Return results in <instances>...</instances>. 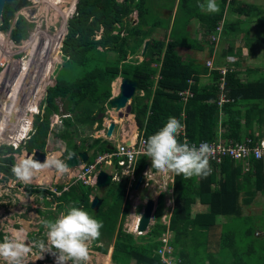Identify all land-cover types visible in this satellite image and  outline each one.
Returning a JSON list of instances; mask_svg holds the SVG:
<instances>
[{
    "label": "trees",
    "instance_id": "16d2710c",
    "mask_svg": "<svg viewBox=\"0 0 264 264\" xmlns=\"http://www.w3.org/2000/svg\"><path fill=\"white\" fill-rule=\"evenodd\" d=\"M229 1L231 2V0L219 1L220 11L218 13H207L194 9L201 0H180L179 13L171 29L173 39L165 42L162 39L151 38L144 59L139 62L138 59H133L134 61L128 59L129 62L127 60L128 54L137 52L136 49L144 44L145 39L151 37L154 27L160 24L167 27L168 25L163 23L166 20L153 11L149 0H124L125 5H121L116 0H78L77 17L76 20L74 18L70 22L69 34L67 35L69 42L67 41V47L64 48L70 57L56 70L55 83L47 89L44 114L35 118L36 131L27 141L25 148L28 151H33L35 147H42V141L49 131L50 116L53 112L58 111L59 105L56 104L57 100L55 101L57 98L65 101V110L68 112L75 111L80 107L84 116L81 119L82 122L93 125L96 121H102L96 115L104 114L106 106H110L112 82L122 75L137 80L139 83L138 90L143 91V94L139 92L133 97L131 113L135 114L139 129L146 139L161 129L169 117L180 118V112L183 108L187 113V130L190 138L192 140L214 139L219 111L216 103L220 93L218 82L213 83L210 87H200L199 75L205 73L207 68L195 59L182 58L174 52L173 48L178 44L200 47L199 41L186 37L187 33H185V23L193 16L199 18L200 24L203 25L207 33L215 29L222 19H224V33L239 29V19L234 22L226 20L228 11L238 14L247 13V17L254 19L260 17V24L264 25V15H261L260 6L248 7V5L237 4L238 1L233 0L232 2L236 6L231 5L229 8ZM170 2L171 0L165 4ZM16 4L15 1L5 3L4 23L2 25L5 30L9 29L10 21L15 17ZM133 11L138 12L137 23L128 26L126 28L128 34L121 37L120 33L114 32L117 28L116 23H122L123 17ZM180 12H183L185 23H183V19L181 20ZM128 24L130 23L128 22ZM29 27L30 25L26 24L24 17L18 15L11 32L12 39L19 41L22 37H26ZM101 27H103L102 37L94 39L92 37L94 31ZM60 41L57 48L61 43ZM113 53L116 56L112 58ZM55 60L54 57L51 64ZM153 61L158 63L157 66L152 65ZM130 63H135L131 75L128 74L126 68L127 64ZM51 64L50 68L52 69L53 65L51 66ZM62 66L77 69V77L72 80L66 79L68 77L60 71ZM228 68L229 70L225 75V90L228 97L233 101L226 102L222 106L228 115L227 119L223 121L227 128L225 137L241 139L243 133L253 135L255 120L264 114V76L255 80L249 77L245 80L241 77V70L233 69L231 66ZM247 72L250 73L249 70ZM155 75H158L157 79H155ZM213 75L216 81L219 80L220 70L219 73L214 71ZM189 80L193 82L189 83ZM186 88H190L194 94L184 103L179 97L178 91ZM212 100L214 102H211ZM245 105L249 106L246 110L243 109ZM108 144V141L99 137L94 139L93 146L99 147L97 149L99 152H104L110 150ZM79 147L71 141V148L67 153L80 151ZM13 150L11 145L0 147L1 172L11 173V166L15 159L9 154ZM16 150L20 151L21 147ZM89 160L92 162L93 159L90 158ZM143 163L144 160H140L137 173L142 169ZM255 163L253 181L249 179V172H244L241 165L232 158H226L220 167V171L211 172L206 178L184 179L183 175L176 177L175 207L170 224L174 232L175 245L181 243L182 238L187 242V236L193 246L202 243L208 244V241L215 236L217 220L221 215L233 217L236 220L235 224L223 223L222 230L227 234L228 239L230 236L233 240L238 239L243 207L251 204L258 192L264 194V161L263 159L255 160ZM241 176L246 178L247 185L242 186ZM118 185L121 189V195L125 189V183L120 182ZM59 188H62V185ZM76 188L72 187L68 193L61 197L65 199L71 195L72 199H77L73 207L78 208L83 205L86 209L90 208L88 193L91 187L82 186L80 193L74 190ZM33 192L43 195L45 189L40 188L38 191L27 189L28 194ZM112 194L110 192V195ZM196 196L200 202L209 205V211L192 216L191 204L195 202ZM106 203L107 199H104V204ZM115 205L110 206L109 212L104 211L103 206L97 211V215L102 216L101 221L104 227H107L110 232V239L114 234L113 224L115 222L112 223V220L118 216L111 208ZM161 209L162 201L160 200L156 210L157 222L146 235L158 237L165 231L166 227L159 222ZM139 237L143 236L136 237L133 233L124 231L120 227L116 234L114 252L112 253L114 261L120 264H129L131 258H136L135 264H163L156 253L160 242L150 240L151 243L146 244L144 240L139 242ZM98 250L106 253L108 249L99 247ZM194 252L198 257V252L196 250ZM262 261H264V257H262Z\"/></svg>",
    "mask_w": 264,
    "mask_h": 264
},
{
    "label": "rangeland",
    "instance_id": "374dc122",
    "mask_svg": "<svg viewBox=\"0 0 264 264\" xmlns=\"http://www.w3.org/2000/svg\"><path fill=\"white\" fill-rule=\"evenodd\" d=\"M77 1L78 0H30L25 5H21L20 9L16 10L15 17L12 18V20L10 21L9 29L14 25L15 20L18 15H22L26 21V24L28 23L30 27H29V30H27L28 31L27 36L24 38L22 37L23 39L21 38L19 41L13 40L14 43L11 41L8 42L9 35L7 33L10 30L8 29L7 31V29L6 30L3 29L2 25L4 21L0 24V50L2 49L0 51V77L3 76V74H7L3 83L0 82V121L3 118L4 113H5L4 108L7 104H9L10 99H11L9 98L8 93L11 90V86H13L12 81L14 77H16L18 71L20 70V66L21 65L23 66L22 63L25 62V60L27 61V59L30 60L31 57H32L31 65L37 66L36 67L37 70L36 68H33L32 70V74L36 72V74L34 75L35 78L32 79V77L30 76L31 79L29 81L30 77L27 76L26 78L23 79V83L26 81L29 82L24 85L25 89L28 88V92H25V89L24 90L22 89L21 92L26 93V95L24 94L21 95L19 99H22V101L24 100V102L29 101L28 102L29 106L27 107L28 111L33 112V110L38 109L37 106H39L38 111L39 112L41 111L40 105H37L33 99H43L45 103L47 89L49 86H52L55 83L56 70L59 69L60 66L64 64L65 61H67L70 57L66 53L64 48L67 47V41H68L67 35L69 34L70 22L74 18L76 20V17H77V3H78ZM150 1L155 2L157 4H161L162 1L164 0H150ZM232 1L233 0H231V2L229 1V5H228L229 8L231 7V5L233 7L236 6ZM248 1H252V2L262 1L263 4H260L262 5L261 15H264V0H248ZM15 2L18 3V2H21V0H15ZM116 2L120 3L121 5H125L124 0H116ZM165 2H169V0H166ZM237 4H240V2H237ZM155 7L157 8L156 5ZM156 10L161 13L163 11V9H160V8L159 10L158 8ZM136 14L137 12L133 11L131 14L123 17L124 21L122 23H116L117 28L114 30V32L120 33L121 37H124L125 35H127L128 32L126 31V28L128 26L135 25L134 23L137 21ZM227 16L231 18L232 13L228 11ZM128 22L130 24H128ZM198 26L195 25L193 27H196L195 29H197ZM247 27L248 29H250V32H251V27H252L254 30L252 33H259L256 36L253 35V37H257L260 35L263 36L261 40L258 39V41L255 42L253 45V48H256L257 54L255 56L250 57L252 58L253 63L256 65V67H259V65L262 66L264 63V25L261 26L259 24L258 25L249 24ZM223 33H224V28L222 30V34ZM102 34H103V27H101L100 29H96L92 37L94 39H100L102 37ZM160 35L162 36V33ZM41 36H46L47 39L50 40V42L47 41V45L44 46V48H40L37 45V48H36L37 50L34 52V55L33 56L30 55L32 47L35 45L37 39ZM167 39L168 37L164 36L165 42L168 41ZM195 40L199 41V38ZM59 41L61 43L57 48ZM129 41H131L130 38H129ZM241 41L245 42L244 40H241ZM5 44L7 46H5ZM142 47L143 46H141V48H139L138 52H136L135 54L129 53L127 56V60L132 59V61H134L133 59H138V62L142 61L143 60V57L141 55ZM100 48L104 49V47H101V46ZM109 55L111 56V54ZM115 56L116 54L113 53L112 58ZM54 57L56 60L51 64V60L53 61ZM128 61L130 62V60ZM50 64L51 66L53 65L52 69L50 68ZM157 64L158 63L156 61H153L152 63V65H155V66H157ZM133 65H135V63H130V64H127L126 66L127 72L129 75L133 73L132 72L134 68ZM159 66L160 64L158 65V67ZM60 71L61 73H63V75L68 77L66 79H69V80L76 78L78 75L77 69H74V68L71 69L67 66H62ZM121 77H124V76L122 75ZM157 78H158V75H155V79ZM116 79L112 82V92L117 87L119 90L121 78H120V81L117 82L115 85ZM112 96H114L113 93H112ZM5 99L6 101H4ZM132 99L129 101L130 104L132 103ZM57 101L59 103V106H62L65 103V101L59 98H57ZM211 102H214V100H212ZM107 110L108 112L112 114V119L107 118V112H106ZM219 110H220V107H219ZM20 112L24 114L25 110L23 109ZM26 114L28 115L27 116L28 118L33 120L34 116L31 113H26ZM130 114L132 113H131V110L130 111L128 110V107H125L121 110V112L120 111L118 112L117 110H115V108L107 105L104 114L99 113L96 115V117H98L102 121H96L93 125L92 124L89 125V123H85L81 121V119L84 116L81 112V108L79 107L77 110L72 111V116L68 118V122L66 121L68 124L64 122V128L62 127L60 129V126H61L60 121L59 120L55 121L56 123L55 127L57 131L54 132L52 130L54 134L47 137L43 141V151H45L48 156L51 155L52 158L60 159L64 161L66 151L69 148H71V141L77 143L78 145L83 144L87 146V145H90L94 139L101 137L105 139L106 141L117 143L121 140V138H124L125 133L134 134L132 133L134 130L136 134V131H139L137 128L138 124L135 121L134 114L132 115V117L129 116ZM52 117H54V115ZM71 120L73 122V125L71 124ZM112 120L116 122V127L113 131V135L108 136L107 127L109 125V122H111ZM81 129L84 130L82 131V136H80L79 132L77 131V130L80 131ZM218 129L219 128H216V130ZM263 130H264V126H263L262 131ZM76 134L78 135L77 137H76ZM68 139H73V140L68 141ZM11 142H14V141L12 138L9 137L8 133H4L0 131V147L2 145H12L14 150L9 155L14 156V159H15L14 164L17 163L20 159L27 158L26 152L28 151H26L24 147H22L20 151L15 150L14 145ZM236 163L243 165L242 163H239V162H236ZM105 169H108V168L106 167ZM48 170L50 171V174H48V178L47 177L45 178V176H47V173L44 170H42L41 172L37 173V175L33 178L32 182L29 184H25L19 181L12 174V172L9 174H6L3 172L5 174L3 176H1L2 173H0V242H3L7 238L8 240H14V239L19 240L25 243L26 245H34L35 242L41 241V240H43L45 244H47L48 229H45L46 228L45 227L44 228L45 230L42 229V231H37L38 225H41L40 224L41 221H43V219H46V218L47 220H52V218H55L56 220L57 218L60 217V213H55V210L51 209L53 205L46 208L47 205L45 204V202L47 201H45L44 198H41L42 195L35 193V192L28 194L27 189L38 191L40 190V188H42V189H45V192H46V189L47 188L49 189L51 185L57 186V185L63 184L68 181L70 183L71 181L70 179H68L67 173L59 174L54 167L48 168ZM43 174H45V176ZM41 176H44V177L41 178ZM44 179L48 181L46 182L41 181L42 183H37L39 180H44ZM106 189L113 193L112 195H110V197L107 198V205L117 204L121 196L120 195L121 189L118 185V182L113 181L110 186L106 187ZM161 201L162 203L164 202L163 211L165 208L172 210V207L169 208V206H165V202H166L165 200L164 201L161 200ZM48 203H51V201H48ZM39 209H41L40 210L41 212L39 211ZM245 210H247V213H256L254 215L256 221L255 219L253 223L252 221L251 222L246 221L248 226H252V228L254 227V229L256 225H258V227L264 228V218H263L264 217L263 216L264 215V200L256 199L255 204L252 203L250 206L245 207ZM88 213L92 216L91 211H89ZM92 217L100 221L102 220V216L100 217V215H97L94 212H93ZM132 218L134 222L131 225L132 226L131 230L136 231V228H137L136 216ZM129 219L122 218L118 224V228L119 227L124 228L126 226V229H128L127 224L129 222ZM153 220H156V218L153 217ZM114 222L115 221L113 220V223ZM113 225L116 226V222ZM101 231H105L104 225ZM106 231L107 233L105 236H102V234L100 236V238L103 240L102 242L105 247L109 245V242H111L105 239L106 237L110 235V232L109 230H107V228H106ZM133 234L136 236L138 235L137 232ZM146 237L148 238L139 237L140 239L139 242L145 239L151 240V237L149 236H146ZM100 238L98 240H100ZM98 240H94L90 244L91 259L88 262V264H98V260H95V257H93L94 252L97 251L95 249V243H97ZM246 249L250 250V253H246L244 251ZM103 254H107V252ZM251 254H256V255H251ZM233 255H234V260H236V262L239 264L241 263L244 264V262L246 263L247 260H249L250 264H253V263L254 264H264V261H261L259 259V256L264 257V245L261 246L259 244H256V245L249 246L248 244H246L244 245V247L242 246L241 248H237L235 251H233ZM133 263L134 261L133 262L131 261V264ZM0 264H6V261L3 258H0ZM22 264H55V257L52 256L50 253L43 254L39 250L38 247L33 246L32 250L23 258Z\"/></svg>",
    "mask_w": 264,
    "mask_h": 264
},
{
    "label": "crops",
    "instance_id": "0c3cea01",
    "mask_svg": "<svg viewBox=\"0 0 264 264\" xmlns=\"http://www.w3.org/2000/svg\"><path fill=\"white\" fill-rule=\"evenodd\" d=\"M165 1L166 0L162 1L161 4H157L155 2L150 1V4H151L153 11L156 12V14H158L159 17H163L166 20L163 23L167 24L168 26L166 27V26L161 25V24L157 25L156 27H154L152 29L151 37L146 38L145 41L149 40V42H150L151 38L164 40V36L168 37V39H167L168 41L173 39V36H172L173 33H171V29H172V24L175 21V18L179 13L180 0H171V2L169 4H165L166 3ZM219 1L220 0H216L218 5H219ZM237 1L240 2V4H242V5H248V7H252L253 5H258V6L262 7V5H260V4H263L262 1L261 2L260 1L252 2V1H248V0H241V1L237 0ZM202 2H204V0H201V2H199V3H202ZM155 5L157 6L158 10H159V8L163 9L162 13L156 10L157 8L155 7ZM197 5L194 7V9L200 10ZM200 12H202V11L200 10ZM136 15H137V20H138V12ZM180 16L183 19V23H185V18L183 16V12H180ZM234 16H236V17H234ZM225 18H226V20L228 19L230 22H232V21L234 22L237 19H239L240 20L239 24H238L239 29L238 30H230V31L223 33V34L221 33L220 39H219L217 44L215 42H213L210 38V35L214 32V29L211 32L207 33V31L203 27V25L200 24L199 18L196 16H193L192 18L189 19V21H187L185 23V26H184L185 33H187L186 37H189L192 39L199 38V42H200L199 46L200 47H197V46L192 47V46H188L186 44L185 45L184 44H180V45L178 44V45L174 46V48H173L174 52L176 54L180 55L182 58H184V59H186V58L195 59L196 61H198L200 64H202L204 67L207 68V71L205 73H202L199 75L200 87H210L213 83L217 82L218 80L216 81V79H214L213 73H214V71H217L219 73L218 68L223 67V66H231L233 69L241 70L242 71L241 77L245 80H247L249 77H252V78H254L253 80H255L256 78L264 76V67H263L264 63L262 66L259 65V67H256V65L253 63L252 58H250L251 56H255L257 54L256 48H253L254 43L257 42L258 39L261 40L263 38V36L260 35L257 37H253V35L256 36L259 33H252L254 31L253 28L251 27V32H250V29H248V27H247L249 24L261 25L260 24V18L254 19L253 17H247V13H244V14L243 13L242 14L232 13L231 18L228 16H226ZM220 21H223V23H224V19H222ZM136 23H137V21L134 24H136ZM195 25H197V26L199 25L197 27V29H195L196 27H193ZM161 33H162V36L160 35ZM187 40H188V38H187ZM241 40H244L245 42H242ZM142 46H144V44ZM139 48H141V47H139ZM139 48L136 49L137 52H138ZM142 50H143V47H142ZM147 51H148V49H147ZM146 54H147V52H146ZM229 57H231L232 59H229ZM208 60H211L212 64L214 65L213 68H211V69L206 65V62ZM248 70L250 71V73L247 72ZM118 78L122 79L123 77L119 76ZM180 91L181 90L178 91V95H179ZM112 93L115 96L117 92L113 91ZM140 93L143 94V91H141ZM193 94H194V92H193ZM114 96H112V97H114ZM179 97L182 99V101L184 103H186L188 101V99L186 101H184L182 96H180V95H179ZM33 100L36 102L37 105H40V107H41V111L38 115L43 116L44 111H45L46 102L44 103L43 99H33ZM56 100L57 99H55V101ZM4 101H6V99ZM26 102H28V101H26ZM26 102H23L22 99L18 100V104H19L18 113L20 115L22 114L20 111L24 109V104ZM57 103H58V101L56 102V104ZM263 103H264V101H263ZM57 105H59V103ZM222 106L217 113L218 123L216 124L215 131H214L215 138L212 140H218L219 138H221L224 141L241 140L246 136H250V137L257 140V139L264 137V130L262 131L263 126H264V114H263V115L258 116V118L254 122V125H253L254 133H253V135H251L250 133H243L241 135V139L226 138L225 134L227 133V128L223 124V121H225L227 119L228 115H227V112L224 110V108H222ZM37 107L39 108V106H37ZM248 107H249L248 105H245V106H243V109L246 110ZM59 109H60V106H58V111L53 112L50 116L49 131H48L46 138L53 135L54 132L57 131V129L55 127V124H56L55 121L59 120V117L62 119V122H60L61 123L60 129H61L62 127L64 128V122L66 123L68 118H70L72 116V112H69L70 113L69 117H63L60 114ZM28 112L29 111L26 110L24 112V114H26ZM106 112H108V110ZM181 113H184L185 117H183L181 115ZM31 114L33 115V113H31ZM133 114L134 113L130 114L129 116L132 117ZM53 115H54V117H52ZM37 116H34L33 119L36 118ZM134 117H135V114H134ZM134 117H133V119H134ZM11 118H12V116H11ZM261 118H262V121H260ZM178 119L182 122H185L186 129H187V121H186L187 113L185 112L184 108L180 112V118H178ZM34 120H32V119L30 120V125H29L30 127H28L26 129L27 132H29V133L24 137V139L21 141L19 139L22 134L19 135L18 138H16L15 141H16L18 148L21 147V149H22V147H24V149L26 151H28L25 148V146L27 144V141L32 136V134L36 131V128L34 125ZM135 121H136V119H135ZM12 123H13V125L10 124V127L13 128V131L8 132V135L10 138H13V136L15 135V133H13V132H17V129H18V123H16V122H12ZM15 123H16V125H15ZM71 124L73 125L72 120H71ZM1 125H2V123H0V126ZM137 128L139 131H136V134H135L134 130L132 132L135 135L125 133L124 138H121V140L117 143H112L111 141H108L109 149L114 148L116 146V144H118L120 142L125 141L126 143H128L127 141H130V143H133L137 137L139 138L141 136H144L143 132L139 129V126ZM216 128H219V129L216 130ZM75 129H77V128H75ZM26 130L24 132H26ZM28 130H31V131H28ZM21 131H22V128L20 129L19 134ZM77 131L79 132V135L82 136V131H84V130L81 129L80 131L79 130H77ZM187 133L189 135L188 130H187ZM77 136L78 135L76 134V137ZM189 137H190V135H189ZM46 138H44V140ZM71 140H73V139H68V141H71ZM103 140H105V139H103ZM195 140H201V139H195ZM205 140H207V139H205ZM43 141H42V147H35L33 149V151L35 149H40L41 151H43ZM93 143H94V140L90 145H87V146H85L83 144H79V146H80L79 150L80 151H75V152L86 151L89 159L90 158L94 159L96 157V155L98 153H101V152H99V150H97V149H99L98 146H97L98 148H96V146H93ZM33 151H31V152H33ZM67 151H69V149ZM67 151L65 153V159L69 155L67 153ZM43 152L46 154L47 159L52 158L51 155L48 156L45 151H43ZM26 157H27V152H26ZM27 158H31V155H30V157H27ZM65 159H64V162H65ZM89 159L87 162L90 161ZM140 160H144L143 167L139 171V173H137V171L135 172L134 181H130L128 176H124L122 178H121V176H119V178H121V179H119V180L112 179L111 180V183L113 181H116L118 183L124 182L125 183V189L121 194V199L119 200V202L116 204L115 207H112L118 216L114 220L116 222V226H114V234L112 236V239H110V235L105 238L106 240L111 241V242H109V245L106 246V248L108 249L107 254H103V252L98 250L99 247H105L103 245V242H102L103 240L101 238H100V240H98L97 243H95V249L97 251H95V252L93 251L94 252L93 257H95V260H98V264H120L119 262L117 263L114 261V259L112 258V253L114 252V243L116 240V233L118 232V230L120 228V227L118 228V224L122 218L123 219L124 218L125 219L130 218L129 222L127 224L128 229H126V226H125L124 227L125 229L123 228L124 231L127 230L128 232H133V233L137 232V234H138L137 236L142 235L143 237L148 238V237H146V236H148L146 234L150 231V228L157 222L156 210L158 208V205L160 204V200H163V201L165 200L166 201L165 206H169V208L172 207V210L165 208L163 211L164 202L162 203L161 217H160L159 222L166 227L165 231L158 237H154V236H149V237H151V240H157L160 242L159 247L156 249V253L158 255L160 253L159 251L161 249H163L164 247H170L172 249L170 254L167 253V256L169 257L171 262L174 264H239L236 262V260H234L233 251H235L237 248H241L242 246L244 247V245H246V244H248L249 246L250 245H256V244H259L261 246L264 245V228L258 227V225H256V227L254 229V227L252 228V226L247 225V222H251V221H252V223L254 222V219H255L254 215L256 213H247L248 209L245 210V207L250 206L252 203L255 204L256 199L264 200V194L261 192L257 193V195L255 196V198L251 204L243 207L242 217L240 218V222L242 221L241 222V228H239L240 236L238 237V239L233 240L231 238V236L228 239L227 234L222 230V227L224 226V224H228V223H234L235 224L236 220H234L233 217H229V216L225 217V216L221 215V217L219 216V218L217 220L218 225L214 231L215 232V236H214L215 239H214V237L212 239H210L208 241V244L202 243V244H198V246H193L192 243H190L191 240L187 236V242L184 238H182V242L175 245L174 244V240H175L174 232L171 229L170 224H171L172 213H173L174 207H175V183H176L177 175L174 174V179L172 181V180H170V176L172 175V173H165L164 174V173L157 171V172H155L156 173L155 174V180H154V183L152 186L144 187L143 184H141V181H142V179H141L139 186L137 187L136 186L137 181H138L139 177H142L141 171L145 168L146 165H148L149 167L152 168V161L148 157H145V156L141 157L139 159V162H138V167L140 164ZM263 161H264V158H263ZM255 165H256V163L254 160V161H252V164H251L252 169L250 171H245L244 166L241 165L244 172H249L248 175H249V179L251 181H253L254 176H255V169H256ZM79 166H76L73 168L72 167L68 168V171L66 172L68 179L71 180V178H70L71 175H73V173L77 170V168ZM106 167L108 169H105ZM153 169L156 170L155 168H153ZM99 170L100 171L103 170V171H105L111 175L117 173L115 167L111 166L109 164H103L102 166L99 167ZM44 171L47 173V176H45V174H43V175L45 176V178L46 177L48 178V174H50V171L48 169H44ZM59 174H61V173H59ZM44 176H41V178H43ZM240 179L242 182V186L247 185V181L245 180L246 178L241 176ZM41 181L46 182L48 180H46V179L39 180L37 183H42ZM71 181H70V183H71ZM70 183L68 181V182H65V183L60 184V185H62V187H63V186H66ZM111 183H110V185H111ZM60 185H57V186L51 185L49 189L48 188L46 189V191H47V192H45L46 195L44 193L41 198H44L45 201H47V202H45V204L47 205L46 208L53 205V207H51V209H54L55 213H60V216H62L64 214H66L70 208H73V205L77 202V199H72V196L68 195L65 198L67 200H65L61 196L63 194L68 193L70 191V189H72V187H77L74 190L76 192L80 193L82 186H88V185H85V184L78 182V183L69 185L68 189L62 190L60 194L53 193L52 188H59ZM90 187L91 188H90V191L88 193L90 208L86 209L83 205H80L78 208L85 210L87 212L91 211L92 216H93V212L95 214H97L98 209L96 207H92L91 202L95 196H98L102 199L100 207L103 206L104 211L108 212L110 210L111 204H109V205H107V203L104 204V199H107L108 197H110L111 191L106 189V187H108V185L104 186V187H98L97 182H96L95 186H90ZM131 187H133V188H131ZM166 187L169 189L173 188V193H170L169 190L164 191V189ZM33 188H34V186H33ZM59 189H61V188H59ZM35 193H38V192H35ZM149 198H152L155 200V208L153 211V217H155L156 220H153V217H152L150 226L146 232L139 233L138 231H132L131 225L134 222L132 217L139 216L142 214L144 206L146 204V201ZM48 201H51V203H48ZM40 210L41 209H39V211ZM191 210H192V212H191L192 216H194L197 213H205V212L209 211V205L200 202L199 198L196 196L195 202H193L191 204ZM48 212H50V211H48ZM105 216H107V215H105ZM54 220H55V218H52V221H54ZM45 221H48L47 218L43 219V221H41V223H40L41 225H38L37 231H40V230L42 231V229L45 228V226H44ZM255 221H256V219H255ZM112 223H113V220H112ZM106 228L107 227H105V231H101L102 236L106 235V233H107ZM45 229H47V228H45ZM107 230H108V228H107ZM163 238H167L166 244L164 243ZM112 240H113V242H112ZM144 242L146 244L151 243V241L148 239L147 240L145 239ZM195 250L198 252V257L196 256V254L194 252ZM244 251L246 253H250V250L246 249ZM251 255H256V254H251ZM159 257H160V255H159ZM262 257L263 256H259V259L261 261H262ZM131 261L132 262L134 261L133 264H135L136 258H131L129 264H131ZM163 264H165V263H163ZM244 264H250L249 260H247L246 263L244 262Z\"/></svg>",
    "mask_w": 264,
    "mask_h": 264
},
{
    "label": "clouds",
    "instance_id": "9594fccd",
    "mask_svg": "<svg viewBox=\"0 0 264 264\" xmlns=\"http://www.w3.org/2000/svg\"><path fill=\"white\" fill-rule=\"evenodd\" d=\"M197 6L202 12L218 13L220 11L216 0H204V2L198 3ZM14 26L15 23L7 33L11 42H13L11 32ZM229 59L232 58L229 57ZM36 67L34 66V68ZM28 113L37 116L40 112L29 111ZM62 113L66 114L63 117L70 116V113L66 110ZM183 128L184 125L178 118L169 117L161 129L147 138L144 155L151 159L152 168L161 173L183 175L184 179L206 178L212 171L210 158L213 155V149L208 143H201L197 146L179 142L178 137L183 132ZM28 133L26 130L20 136V141ZM14 137L15 135L12 138L14 142L11 143L16 150L18 147ZM53 167L61 174L68 171V166L60 159L46 158L44 162H40L32 158H24L12 166L11 172L19 181L29 184L37 173ZM0 173H2L1 176L5 175L1 171ZM44 226L48 229L47 244L41 240L35 242L34 245H26L19 240H8L6 238L3 242H0V258H3L6 264H22L23 258L32 250L33 246H36L43 254L50 253L54 256L55 264H69V262L70 264H88L91 259L90 244L100 238L103 222L93 218L87 211L73 207L56 220L45 221Z\"/></svg>",
    "mask_w": 264,
    "mask_h": 264
},
{
    "label": "built area",
    "instance_id": "2783aa9c",
    "mask_svg": "<svg viewBox=\"0 0 264 264\" xmlns=\"http://www.w3.org/2000/svg\"><path fill=\"white\" fill-rule=\"evenodd\" d=\"M223 21H220L217 27L214 29V32L210 35V38L216 44L220 39V34L223 30ZM206 65L211 69L213 64L211 60L206 62ZM220 70V78L218 80V87L220 89L219 98L216 101L217 105L221 106L226 103L233 101L228 97L226 93V80L225 75L229 70L228 66H223L218 68ZM232 70V69H231ZM192 80H189V83H192ZM179 95L182 96L183 100L186 101L189 97L193 95V92L190 88H186L179 92ZM60 113L62 116H66L64 112L65 105L60 106ZM68 115V114H67ZM185 117L184 113H181ZM59 121L62 122V119L59 117ZM182 122V121H181ZM184 125L183 132L178 137L179 142L188 143L189 145L195 144L199 146L201 143H208L213 149V155L210 158V166L212 171H219L223 161L226 158H232L234 161L242 163L245 171H250L252 169L251 164L254 160H260L264 158V137L260 139H254L250 136H246L241 140H229L224 141L221 138L218 140H192L186 129L185 122H182ZM108 128V127H107ZM145 136L137 137L133 143L127 144L125 141L116 144V146L110 150L98 153L92 162H86L80 165L77 170L71 175V183L63 186L61 189L52 188V192L60 194L62 190L68 189V186L75 183H82L85 185H95L97 182V176L99 173V167L103 164H109L114 166L117 173L113 174V179L119 180V176H128L130 181H134V174L137 171L138 162L141 157H147L144 155L145 149ZM150 159V158H149ZM151 160V159H150ZM148 165L141 171L142 181L144 187H150L153 185L155 180V172ZM165 174V173H164ZM174 174L170 176V180L173 181ZM171 181V182H172ZM169 190L170 193H173V188H165L164 191ZM164 243H167V238H163ZM170 247H164L159 252L160 259L165 264H174L171 262L167 253H171ZM171 258V257H170Z\"/></svg>",
    "mask_w": 264,
    "mask_h": 264
},
{
    "label": "water",
    "instance_id": "95a60500",
    "mask_svg": "<svg viewBox=\"0 0 264 264\" xmlns=\"http://www.w3.org/2000/svg\"><path fill=\"white\" fill-rule=\"evenodd\" d=\"M8 1H15V0H0V24L4 21L3 18V11H4V6L5 3ZM26 3H28V0H21V2H18L15 6L16 10L20 9L21 5H25ZM149 46V40H146L143 46V50H142V57L144 58L146 56V52ZM138 81L131 79L129 77H123L121 79V83H120V88H119V92L117 95H115L114 97H112L109 101V105L113 108H115V110L120 111L125 108L128 107V110H131V104L128 103L130 101V99H132L134 97V95L136 93L139 92L138 90ZM107 118L108 119H112V114L110 112H107ZM13 125V123H10ZM116 127V122L114 120H112L107 128V135L111 136L113 135V131ZM129 144L130 141H127ZM36 160V161H40V162H44L46 160V154L41 151L40 149H35L33 152L28 151L27 152V157H30ZM71 157V158H69ZM89 159L88 154L86 151H81V152H71L69 153V155L66 157L65 159V164L68 166V168L70 167H76L79 165H82L83 163L87 162ZM142 177H139L138 181H137V187L139 186V183L141 181ZM112 180V175L101 170L97 176V186L98 187H104V186H109ZM102 202V199L98 196H95L92 199L91 202V206L92 207H96L97 209H99L100 204ZM155 208V200L152 198H149L146 201V204L144 206L143 212L142 214L139 216L138 219V226H137V231L139 233H143L146 232L150 226L151 223V219L153 217V211Z\"/></svg>",
    "mask_w": 264,
    "mask_h": 264
},
{
    "label": "bare ground",
    "instance_id": "6f19581e",
    "mask_svg": "<svg viewBox=\"0 0 264 264\" xmlns=\"http://www.w3.org/2000/svg\"><path fill=\"white\" fill-rule=\"evenodd\" d=\"M35 31V30H34ZM47 41L50 42V40L47 39L46 36H41L37 39L35 45L32 47V50H31V53L30 55H34V52L37 50V45L38 47L40 48H44V46L47 45ZM4 42V41H3ZM8 42H10V39L8 38ZM5 43V42H4ZM7 44V43H6ZM5 44V46H7ZM3 45V44H2ZM4 47V46H3ZM35 47V48H34ZM2 50V49H1ZM0 50V51H1ZM29 50V52H30ZM9 52V51H8ZM40 54V52H39ZM31 61H32V57L29 59H27V61L25 60V62H23V66L21 65L20 66V70L18 71L16 77H14L13 81H12V84L13 86H11V90L9 91L8 93V96L10 99V102L9 104H7L4 108L5 110V113H4V116L3 118L1 119L0 123H2V125L0 126V130L4 133H8V132H11L13 131V128L10 127V123L12 122H16L18 123V129H17V132H13L15 133V139L19 137V135L23 134L24 131L30 127V118H28L27 114H19L18 111H19V104H18V100L20 98L21 95H26V93H22L21 90L25 89L24 85L29 83L28 81L24 82L23 83V79L26 78L27 76H31L32 79L35 78V74L36 72H34L32 74V70L34 68V65H31ZM37 70V68H36ZM5 75V76H4ZM7 74H3V76H1L0 78V82L3 83V81L5 80ZM31 77L29 78V81L31 79ZM120 81V78L117 79L116 83ZM121 83V81H120ZM157 87V86H156ZM119 88H120V85H119ZM119 91L118 90V87L115 88V92ZM21 92V93H20ZM25 92H28V88L25 89ZM31 93V92H29ZM27 99V98H26ZM24 102V100H23ZM26 102V101H25ZM29 102V101H28ZM28 102H26L24 104V109L25 111L27 110V107L29 106ZM38 111V109L36 110H33L34 113H36ZM16 113V114H15ZM12 116V118H11ZM14 116V117H13ZM30 117V116H29ZM110 123V122H109ZM20 128H22V131L20 132L19 134V131H20ZM20 139V138H19ZM50 156V155H49ZM216 172V171H215ZM140 216V215H139ZM139 216H136V220H137V224L136 226H138V219H139ZM136 231H137V228H136Z\"/></svg>",
    "mask_w": 264,
    "mask_h": 264
}]
</instances>
